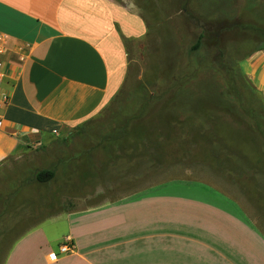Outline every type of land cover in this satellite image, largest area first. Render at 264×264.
<instances>
[{
    "label": "rangeland",
    "instance_id": "obj_1",
    "mask_svg": "<svg viewBox=\"0 0 264 264\" xmlns=\"http://www.w3.org/2000/svg\"><path fill=\"white\" fill-rule=\"evenodd\" d=\"M113 1L146 29L125 42V82L98 116L0 168V264H27L43 229L59 238V215L176 179L232 193L264 230V102L241 66L264 49V0ZM135 125L155 142L134 145ZM43 170L54 178L38 182Z\"/></svg>",
    "mask_w": 264,
    "mask_h": 264
},
{
    "label": "crops",
    "instance_id": "obj_2",
    "mask_svg": "<svg viewBox=\"0 0 264 264\" xmlns=\"http://www.w3.org/2000/svg\"><path fill=\"white\" fill-rule=\"evenodd\" d=\"M140 18L113 0H0V168L107 108L127 77L125 42L146 33ZM241 66L264 102V49ZM251 211L211 182L170 180L59 215L66 229L54 239L43 229L27 264H264Z\"/></svg>",
    "mask_w": 264,
    "mask_h": 264
},
{
    "label": "trees",
    "instance_id": "obj_3",
    "mask_svg": "<svg viewBox=\"0 0 264 264\" xmlns=\"http://www.w3.org/2000/svg\"><path fill=\"white\" fill-rule=\"evenodd\" d=\"M130 133H131V137H133L135 139V141H133L135 144L134 145H137L139 143V141L141 143H144L145 141L146 142H150V143H153L155 142V140L152 138V135L150 134V132H148L145 128L141 127V128H138L135 126L132 127V130H130ZM133 134V135H132ZM137 140V141H136ZM165 145V144H164ZM134 148V150L132 151V154L131 156H133L134 154L136 155V152L137 150L135 149V147H132V149ZM161 148H165V146H161ZM168 148V147H167ZM166 150L163 149L161 150V155H159V153L155 152V153H150L149 156L153 157L156 159V161H160L162 160L163 156H162V153L163 151ZM146 154H148V151H146ZM166 156V154H165ZM155 161V162H156ZM157 163V162H156ZM55 176V172L53 170H43V171H39L37 174H36V180L40 183H44V182H48L50 181L51 179H53Z\"/></svg>",
    "mask_w": 264,
    "mask_h": 264
},
{
    "label": "built area",
    "instance_id": "obj_4",
    "mask_svg": "<svg viewBox=\"0 0 264 264\" xmlns=\"http://www.w3.org/2000/svg\"><path fill=\"white\" fill-rule=\"evenodd\" d=\"M0 41H1V38H0ZM3 52H4V49L2 47H0V54H3ZM2 67H3V64L0 61V77H2V73H1ZM6 100H7V98L4 97V101H6ZM72 250H74V247H73V245H72L70 240L65 241V243L63 245H61V247H60V251H61L62 254H66V253L72 252ZM50 258L52 260H55V259H57V255L56 254H51Z\"/></svg>",
    "mask_w": 264,
    "mask_h": 264
}]
</instances>
